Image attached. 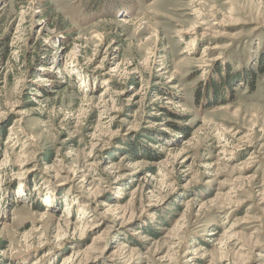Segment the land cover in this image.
Wrapping results in <instances>:
<instances>
[{
  "label": "rangeland",
  "instance_id": "1",
  "mask_svg": "<svg viewBox=\"0 0 264 264\" xmlns=\"http://www.w3.org/2000/svg\"><path fill=\"white\" fill-rule=\"evenodd\" d=\"M0 264H264V0H0Z\"/></svg>",
  "mask_w": 264,
  "mask_h": 264
},
{
  "label": "trees",
  "instance_id": "2",
  "mask_svg": "<svg viewBox=\"0 0 264 264\" xmlns=\"http://www.w3.org/2000/svg\"><path fill=\"white\" fill-rule=\"evenodd\" d=\"M232 75H234V74H232ZM239 75V74H238ZM238 75L236 74V75H234V76H230L231 78L233 77V79H236L237 77H238ZM236 77V78H235Z\"/></svg>",
  "mask_w": 264,
  "mask_h": 264
}]
</instances>
